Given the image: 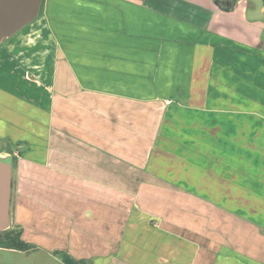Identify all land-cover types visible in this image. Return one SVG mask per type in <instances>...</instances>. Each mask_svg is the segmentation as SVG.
<instances>
[{
  "label": "crops",
  "instance_id": "1",
  "mask_svg": "<svg viewBox=\"0 0 264 264\" xmlns=\"http://www.w3.org/2000/svg\"><path fill=\"white\" fill-rule=\"evenodd\" d=\"M29 24L0 52L21 239L62 264H264L241 128L264 122L262 0H42Z\"/></svg>",
  "mask_w": 264,
  "mask_h": 264
},
{
  "label": "water",
  "instance_id": "2",
  "mask_svg": "<svg viewBox=\"0 0 264 264\" xmlns=\"http://www.w3.org/2000/svg\"><path fill=\"white\" fill-rule=\"evenodd\" d=\"M42 0H0V43L38 15ZM12 156L0 150V232L11 224Z\"/></svg>",
  "mask_w": 264,
  "mask_h": 264
},
{
  "label": "rangeland",
  "instance_id": "3",
  "mask_svg": "<svg viewBox=\"0 0 264 264\" xmlns=\"http://www.w3.org/2000/svg\"><path fill=\"white\" fill-rule=\"evenodd\" d=\"M28 25H30V24L28 23L24 27H29ZM24 27H22L18 31H22V29H28V28H24ZM18 31L16 33H19ZM21 33L22 32H20V34ZM8 39L9 38H7L5 41L0 43L1 54H3L2 53L3 46ZM1 54H0V56H1ZM254 120H256V119H251L250 124L249 123L241 124V128L242 129L245 128L246 131H252V138L247 139V140H250L253 145H256L258 143L260 144L261 142H264V137L261 138V136H260V135L264 134V122L256 123ZM233 140L236 143V145H243L244 138H237V139H233ZM220 142L225 143V139L221 138ZM226 143H228V141H226ZM9 148L10 147H7V150L11 151ZM223 188L225 190H227L226 186H224ZM240 188L242 189V186H236L235 187L236 193H238ZM237 195H239V194H237ZM254 196L255 195L253 194L251 196V198L253 197V199H254ZM241 197H243V196H241ZM247 199H249V198H247ZM242 204L246 206L245 208H250L252 210H259L261 203H259L258 200H252V201L251 200H245L244 201L242 198L241 202H236V207L240 206V205L242 206ZM13 228H15V227H13ZM0 245H5V243L0 242ZM54 259L55 258L53 256H49V253L46 250L34 248V247H30L28 250L14 249V250H7V251L2 250V251H0V264H62V263L56 262Z\"/></svg>",
  "mask_w": 264,
  "mask_h": 264
},
{
  "label": "trees",
  "instance_id": "4",
  "mask_svg": "<svg viewBox=\"0 0 264 264\" xmlns=\"http://www.w3.org/2000/svg\"><path fill=\"white\" fill-rule=\"evenodd\" d=\"M264 6V0H262ZM42 5V1L40 7ZM40 9V8H39ZM0 240L7 241V247L17 250H28L31 245L21 239V230L17 227H9L0 232Z\"/></svg>",
  "mask_w": 264,
  "mask_h": 264
}]
</instances>
